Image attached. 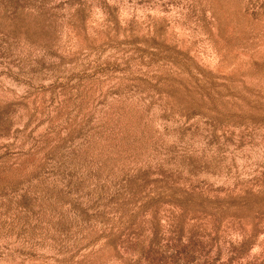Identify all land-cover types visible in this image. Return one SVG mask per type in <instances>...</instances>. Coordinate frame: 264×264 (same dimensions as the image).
<instances>
[{
  "label": "rangeland",
  "instance_id": "obj_1",
  "mask_svg": "<svg viewBox=\"0 0 264 264\" xmlns=\"http://www.w3.org/2000/svg\"><path fill=\"white\" fill-rule=\"evenodd\" d=\"M0 264H264V0H0Z\"/></svg>",
  "mask_w": 264,
  "mask_h": 264
}]
</instances>
